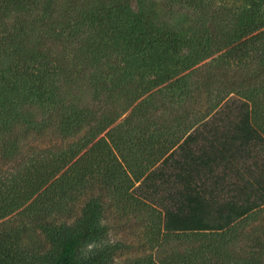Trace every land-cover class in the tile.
<instances>
[{
	"label": "trees",
	"instance_id": "1",
	"mask_svg": "<svg viewBox=\"0 0 264 264\" xmlns=\"http://www.w3.org/2000/svg\"><path fill=\"white\" fill-rule=\"evenodd\" d=\"M103 195L260 264L264 0H0V264H92Z\"/></svg>",
	"mask_w": 264,
	"mask_h": 264
},
{
	"label": "rangeland",
	"instance_id": "2",
	"mask_svg": "<svg viewBox=\"0 0 264 264\" xmlns=\"http://www.w3.org/2000/svg\"><path fill=\"white\" fill-rule=\"evenodd\" d=\"M203 109V108H202ZM77 197L72 204L75 205ZM101 225L105 230L94 240L86 242L79 249L85 257L95 255L92 264H190L186 257L191 248L202 241L197 236L195 242L187 239L186 233L167 235L157 240L154 220L158 212L144 211L125 216V210L111 204L109 198H100ZM236 238L231 242L241 252H254L260 264H264V211L252 214L235 224ZM179 257H177V255ZM193 254V253H191ZM194 257V256H191Z\"/></svg>",
	"mask_w": 264,
	"mask_h": 264
}]
</instances>
